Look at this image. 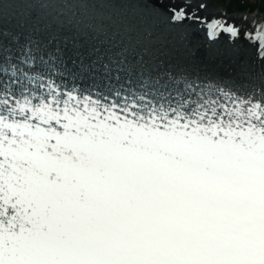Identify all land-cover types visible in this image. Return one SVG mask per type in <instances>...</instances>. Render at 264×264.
Returning a JSON list of instances; mask_svg holds the SVG:
<instances>
[{"label": "snow or ice", "instance_id": "snow-or-ice-1", "mask_svg": "<svg viewBox=\"0 0 264 264\" xmlns=\"http://www.w3.org/2000/svg\"><path fill=\"white\" fill-rule=\"evenodd\" d=\"M207 28L0 0V264H264V36Z\"/></svg>", "mask_w": 264, "mask_h": 264}, {"label": "bare ground", "instance_id": "bare-ground-1", "mask_svg": "<svg viewBox=\"0 0 264 264\" xmlns=\"http://www.w3.org/2000/svg\"><path fill=\"white\" fill-rule=\"evenodd\" d=\"M167 3L170 9L183 11L186 21L198 25L200 28L205 27L208 30L207 23L213 19L232 22L241 33L248 31L253 34L250 37H245L247 42L251 43V46L255 45L257 49L261 46V36H264V28L261 31L257 28V25L262 24L264 16L258 18L256 15L251 17L239 15L227 17L221 10L208 11V8H206L208 0H167ZM201 5H204V7H201ZM224 35L226 36L228 33H224Z\"/></svg>", "mask_w": 264, "mask_h": 264}, {"label": "rangeland", "instance_id": "rangeland-1", "mask_svg": "<svg viewBox=\"0 0 264 264\" xmlns=\"http://www.w3.org/2000/svg\"><path fill=\"white\" fill-rule=\"evenodd\" d=\"M206 8H208V11L221 10L223 11L222 13L226 15L227 17H231V16L233 17L234 15L251 17L253 15H256L258 18L259 16H264V13H261L260 10L247 11V12H238V11L231 12L227 0H208V5Z\"/></svg>", "mask_w": 264, "mask_h": 264}, {"label": "trees", "instance_id": "trees-1", "mask_svg": "<svg viewBox=\"0 0 264 264\" xmlns=\"http://www.w3.org/2000/svg\"><path fill=\"white\" fill-rule=\"evenodd\" d=\"M230 1H232L233 2V4H235V8L237 7V6H240L239 4H240V0H230ZM248 4H252L251 2H247V3H245V5H248ZM244 7H246V6H242V8H244Z\"/></svg>", "mask_w": 264, "mask_h": 264}]
</instances>
